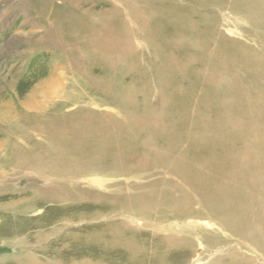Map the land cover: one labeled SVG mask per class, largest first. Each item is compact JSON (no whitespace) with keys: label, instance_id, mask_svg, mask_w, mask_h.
Here are the masks:
<instances>
[{"label":"bare ground","instance_id":"6f19581e","mask_svg":"<svg viewBox=\"0 0 264 264\" xmlns=\"http://www.w3.org/2000/svg\"><path fill=\"white\" fill-rule=\"evenodd\" d=\"M60 1L65 4L61 17L66 19L69 30L79 29L83 35V42L80 40L79 43L86 47V35L91 34L93 28L92 15H96L94 7L84 9L82 3L89 0H79L82 1L80 4L75 0ZM90 1L93 3L95 0ZM117 1L121 7L109 6L106 14L99 12L96 16L113 20L119 16V10H126V15L131 18H142L139 31L142 37L154 38L156 30L148 28L151 20L158 23L175 16L178 22L187 17V26H191L187 28V39L196 42L191 45L196 51L189 53L187 42H181V46L177 47L175 37L156 36L154 49L159 53V59L163 54V70L158 68L160 83L159 88L153 90L154 101L149 103L152 92L148 86L105 94L108 97L106 101L118 107L121 114L109 116L97 132H90V120L101 116L94 111L81 108L69 113H37L54 99L65 104L81 100L82 97L78 98L75 94L72 98L64 95L62 75L60 71L57 73L59 69L68 67L72 70L73 58L68 60L67 65L62 62L53 64L51 78L26 96L24 106L35 107L37 118H42L37 120L40 122L38 125L30 124L29 128L45 136L47 144L53 145L56 153L45 159L42 156L25 158L37 165L40 171L47 169L48 173L60 177L58 181H47L44 189L39 188L40 185L37 193L46 194V197L50 195L47 198L52 200L74 198L68 197L63 183L65 178L79 176L80 172L91 177L94 172L116 169V174L121 176L153 167L163 169L162 181L139 180V183L126 184L133 190L157 185V189L150 192L135 191L136 194L128 196L98 194L105 207L102 203L89 202L88 205L96 204L98 207L75 216L87 221L84 233L76 235L69 231L66 234L71 242L89 250L96 247L94 250L97 251L89 255L84 252L80 258L55 253L54 264H189L187 256L194 249V239L173 232L174 220L197 218H208L216 229H225L244 239L260 252V258H264V34L257 33L262 49L252 48L243 41L224 35L220 30L219 17L224 10L234 12L241 14L251 25L264 29V0H191L202 6L201 9L187 5L185 8L183 2L176 4L174 0H164L162 4L148 0L147 3H154L149 2L150 7L146 8L148 11L144 8V12L137 7L142 0ZM159 8L169 17H159ZM119 26L126 28V36L131 32L124 21ZM181 31L184 32V29ZM131 49V43L127 41L122 52ZM178 50L181 51L180 56ZM88 61L91 66L99 64L93 56ZM112 61L113 64L118 63L117 58L112 57ZM112 61L107 59L106 67L110 62L112 65ZM196 62L198 67L194 65ZM124 65L126 69H131L135 59L125 60ZM113 67L115 65L109 68ZM188 68L195 73L187 71ZM92 77L93 74L88 71L89 82ZM100 82L102 80L98 79L95 87H100ZM186 86L187 96L184 95V101H181L176 93H183ZM101 91L107 92V89ZM196 91L200 97L205 96L201 101L204 107L209 106V110L195 112L196 115L192 116L198 117V121L194 118L188 120L190 111L187 102ZM94 93V89H89L84 95L92 98ZM46 164L51 167L45 168ZM170 173L185 183L187 190L169 181ZM96 182L103 184L99 180ZM121 182L111 185L117 186ZM71 205L72 201L67 204ZM105 209L109 212L103 215ZM128 210L134 218L125 217ZM133 222L135 224H131ZM56 226L60 225H52ZM201 239L204 242H200V247L208 250L216 248L212 260L214 264H237L240 260L253 264L255 260L256 255L238 258L236 249L232 247L228 251L222 250L218 247L221 239L209 236L207 232L202 233ZM103 251H106L105 254H102ZM114 251H119L121 255L113 256ZM38 263L33 255L23 262Z\"/></svg>","mask_w":264,"mask_h":264},{"label":"rangeland","instance_id":"374dc122","mask_svg":"<svg viewBox=\"0 0 264 264\" xmlns=\"http://www.w3.org/2000/svg\"><path fill=\"white\" fill-rule=\"evenodd\" d=\"M75 1L78 4L82 2ZM147 1H140L137 4L138 10L144 12L147 7H150L149 2L154 3V1L148 3ZM156 1L162 4L164 0ZM181 2L185 8L186 5L194 8L199 6L191 0H174L176 4ZM82 4H84V9L94 7L93 11L96 12V15L99 12L106 14V10L112 5L121 7L117 0H95L93 3L89 0V2ZM63 5L65 4L60 0H0V264H23L24 260L29 256L32 257V255L35 257V261L37 260L42 264H54L55 253L61 254L63 257L73 255L80 258L84 252H88V255L96 252L97 250H94L97 249L96 247L91 249V252L83 245L71 242L66 236L69 231L76 233V235L77 233L79 235L84 233V226L87 225L85 224L87 221L78 219L75 217L76 214L97 208L96 204L95 206L88 204L91 201L97 202L98 205L102 203L98 194L128 196L136 194L135 191L150 192L157 189V185L149 186L148 189L133 190L126 184L155 179L162 181L164 178L161 167H153L121 176L116 174V169L103 173L94 172L91 173V177L88 176V173L80 172L79 176L65 178L63 183L65 188L63 190L69 193L68 197L74 198L49 199L47 197L50 195L46 197V194L37 193V190L47 187V181H58L60 177L48 173L47 169L40 171L37 165L25 158L42 156L45 159L55 152L53 145L47 144L48 141L45 136L39 134L34 128H29L30 124L38 125L40 123L37 120L40 121L42 118L39 119L37 116L43 112L69 113L81 108V110L94 111L93 113L101 114V116L90 120L92 126L90 132H97L99 131L98 128L106 124L109 116L121 114L118 112V107L116 108L115 105L106 101L108 97L105 94L112 95L125 89H142L148 86L152 92L149 103L154 101L153 90L156 91L160 83V69L158 68L163 66V54L159 59V53H156L154 49L156 36L175 37L178 41L177 47L181 46V42H187L189 53L196 51V48L191 46L196 42L187 39L189 35L187 28H191V26H187V17L178 22L175 16L172 19L158 21V23L151 20L148 23V28L151 31L156 30L155 38L142 37L139 32L141 31L142 18H131V16L126 15L128 13L126 10H119V16L113 19L114 22L111 19L103 20L93 14V20L90 19L91 26H93L92 32L86 35V37L88 36L86 47L82 46L79 42L83 35L79 33V29L76 31L69 30L66 19L61 17ZM166 7L168 8V6ZM198 8L201 9L202 6ZM164 12L167 11L164 9ZM157 15L161 18L164 15V18L169 17V15L162 13L160 8ZM219 17L221 19L220 30L229 39L236 38L252 48L262 49L257 33L262 32L264 34L263 28L251 25L241 14L234 12L230 13L224 10L219 14ZM123 21L126 23V27H129L128 31H131L127 36L125 34L126 28L119 26ZM97 23L98 26L95 25ZM181 29H184V32H180ZM81 41L83 42V40ZM127 41L131 43L132 49L122 52ZM177 53L180 56L181 51L178 50ZM90 56H93L99 64L91 66L90 61H88ZM112 57L117 58V64H113ZM70 58L74 60L73 69L71 70L69 67L59 69L57 73L60 71L62 75L64 84L62 83L61 86L64 88V95L72 98L75 94L74 96L78 98L81 96V100L76 103L65 104V102L62 103L58 99H54L42 107V111L38 110L40 111L37 112L38 115L35 107H25L23 101L26 96L32 90H38L47 78H51L53 64L62 62L67 65ZM107 59L112 61V65L110 62L109 67L115 65L113 69L106 67ZM134 59L135 65L131 69H126L125 60ZM77 65L78 67H76ZM194 65L198 67V62ZM128 70L129 72H127ZM88 71L93 74L91 82L87 79ZM187 71L193 70L188 68ZM97 78L102 80L99 83L100 87H95ZM179 80L182 78L179 77ZM183 83L186 84V81ZM188 83L189 80H187ZM89 89H94L95 93L92 98L84 95ZM103 89H107V92L101 91ZM176 94L181 101H184V95L187 96V86L183 89V93L178 92ZM199 95L196 91L191 100L189 99L187 102V109L190 111L188 112V120L194 118L198 121V117L192 115H196L195 112L205 113V110H209V106L204 107L201 101L205 96L201 95L200 97ZM175 108H179V106L175 105ZM187 123L188 126L189 122ZM23 158L25 159L22 160ZM38 165L40 164L38 163ZM49 167H51L50 164L45 165V168ZM152 172L156 173L152 174ZM176 177L174 173H170L168 180L176 182L178 186L181 185L187 190L186 184ZM98 180L102 181L103 184L96 182ZM116 182L121 183L117 186L111 185ZM58 187L61 191L60 186ZM79 196L81 197L79 198ZM71 201L73 205L67 206ZM104 204L102 203V207H105ZM150 210L152 213L154 212V209ZM108 212L105 209L103 215L108 214ZM125 217H133L131 210L126 212ZM136 223L139 222L136 221ZM131 224H135V222ZM52 225L60 226L52 227ZM196 230L198 231L196 232L197 235L192 233ZM173 232L179 236H192L191 238L194 239L192 241L195 243L194 249L187 256L189 264H214L212 260L216 248L208 250V248L199 246L200 242H204L201 239L202 233L206 232L209 236H216L221 239L218 247H221L222 250L228 251V248L232 247L236 249L238 258L256 255L258 257L255 256L253 264H264V258H260V252L256 251L252 245L225 229H216L215 224L208 218L175 219ZM105 252L103 251L102 254ZM114 252L113 256L119 257L121 255L119 251ZM249 262L240 260L237 264H251Z\"/></svg>","mask_w":264,"mask_h":264}]
</instances>
